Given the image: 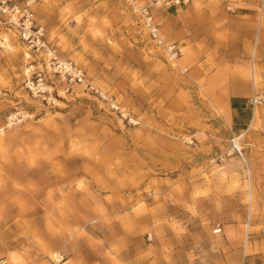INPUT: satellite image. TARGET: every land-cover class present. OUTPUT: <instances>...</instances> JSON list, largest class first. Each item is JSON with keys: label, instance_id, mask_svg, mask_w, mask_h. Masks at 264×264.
Wrapping results in <instances>:
<instances>
[{"label": "rangeland", "instance_id": "1", "mask_svg": "<svg viewBox=\"0 0 264 264\" xmlns=\"http://www.w3.org/2000/svg\"><path fill=\"white\" fill-rule=\"evenodd\" d=\"M152 10L176 58L127 0H39L71 88L0 48V264H264V0Z\"/></svg>", "mask_w": 264, "mask_h": 264}, {"label": "built area", "instance_id": "2", "mask_svg": "<svg viewBox=\"0 0 264 264\" xmlns=\"http://www.w3.org/2000/svg\"><path fill=\"white\" fill-rule=\"evenodd\" d=\"M127 1L139 14L150 36L159 45L165 46L172 58H176L178 51L175 46L166 45L162 39L152 9L156 6L187 5L192 0H150L148 4H142L140 0ZM38 4L39 0H0V48H4L8 35H13L31 56L42 58L55 74L62 75L69 83L68 87L84 84L86 82L84 71L63 60L51 44L45 27L36 16ZM36 74L35 78L29 80V89L35 95L47 94L49 88L44 74L42 72ZM256 103L258 98L251 100V105L256 106ZM237 150L241 154V149L237 148ZM221 233L222 229L217 228L215 234Z\"/></svg>", "mask_w": 264, "mask_h": 264}, {"label": "crops", "instance_id": "3", "mask_svg": "<svg viewBox=\"0 0 264 264\" xmlns=\"http://www.w3.org/2000/svg\"><path fill=\"white\" fill-rule=\"evenodd\" d=\"M259 42H260V34L257 38L256 44L258 45ZM252 78L253 79L256 78V73H254L252 75ZM244 99L245 98L240 95L239 91H237L235 89L231 90L228 105H229V108L231 109V111L234 113V116H240L245 112L246 102L244 101ZM256 114H257V112H255L253 122L256 119Z\"/></svg>", "mask_w": 264, "mask_h": 264}]
</instances>
